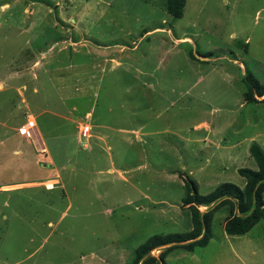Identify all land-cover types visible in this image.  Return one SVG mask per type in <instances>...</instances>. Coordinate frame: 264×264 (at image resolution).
I'll return each instance as SVG.
<instances>
[{
    "label": "rangeland",
    "instance_id": "374dc122",
    "mask_svg": "<svg viewBox=\"0 0 264 264\" xmlns=\"http://www.w3.org/2000/svg\"><path fill=\"white\" fill-rule=\"evenodd\" d=\"M247 71L264 83V0H185L180 18L163 0H0V186L58 180L0 189V264H128L150 236L189 231L188 178L243 187L250 144L264 151ZM229 215L166 264H264V220L228 235Z\"/></svg>",
    "mask_w": 264,
    "mask_h": 264
},
{
    "label": "trees",
    "instance_id": "16d2710c",
    "mask_svg": "<svg viewBox=\"0 0 264 264\" xmlns=\"http://www.w3.org/2000/svg\"><path fill=\"white\" fill-rule=\"evenodd\" d=\"M185 0H163V7L173 18L182 16ZM205 56V55H204ZM191 57H196L191 53ZM246 91L243 94L246 103L264 102V83L246 72L244 79ZM260 97L261 99H258ZM250 155L254 158L257 169L240 167L237 172L245 178L243 187L230 182L218 184L206 194H200L193 179L185 182V195L182 205L189 210L191 228L182 233L154 234L141 243L134 251L128 264H165V258L170 251L181 248L192 252L197 247H204L209 242L211 224L214 214L223 207L230 211L224 221V231L228 235H243L258 221L264 220V151L253 142L249 147ZM200 206L206 207L200 211ZM165 246L158 256L151 252Z\"/></svg>",
    "mask_w": 264,
    "mask_h": 264
},
{
    "label": "crops",
    "instance_id": "0c3cea01",
    "mask_svg": "<svg viewBox=\"0 0 264 264\" xmlns=\"http://www.w3.org/2000/svg\"><path fill=\"white\" fill-rule=\"evenodd\" d=\"M180 40H183V39H180ZM36 62L34 63V66H36ZM16 75L18 76L19 73H16ZM11 75H7L6 78L2 79L1 81L5 84H7V82L9 81L10 78H12V76L10 77ZM15 75H13L14 77ZM33 78L35 79L36 77L33 75ZM78 82V79H75V89L77 90L78 87H77V83ZM1 83V82H0ZM25 82H22V84H24ZM64 84V83H63ZM69 84H64V85H61V86H64V88H67ZM6 87H9V86H6ZM25 88V85L22 87V90H24ZM17 89V88H16ZM35 90V89H34ZM19 93L21 94V91H19ZM21 100L24 101V97H21ZM260 103V102H259ZM52 114L54 115H60V114H57V113H53V111L51 112ZM68 115H70V113H67ZM72 115V114H71ZM81 115L84 116V118L86 119V122H88V120H90L91 118V112L89 110L85 111V113H77V117H82ZM27 117H33L35 119V117L33 115H28ZM60 118L64 119V120H67V121H72L73 123H76L77 119L74 117H68V116H62L60 115L59 116ZM27 119V118H26ZM36 121V120H35ZM90 124V123H89ZM91 128H92V125L90 124ZM76 127V126H75ZM34 131V130H33ZM89 138L87 139V142H88ZM39 147L41 150L44 151L45 155L43 154H40L42 155L43 157V160H45V163L48 164V163H54V161L52 160L51 156L47 155L48 154V150L47 148L44 146V144L39 140ZM47 182H51V183H58V180L57 178H54V179H51V180H47V181H28V182H21V183H11V184H4L2 186H0V189H5L7 187H13V188H16V187H21V186H29V185H44L45 183ZM45 187V186H44ZM49 190V189H47ZM167 257V256H166ZM165 264H166V258H165Z\"/></svg>",
    "mask_w": 264,
    "mask_h": 264
},
{
    "label": "built area",
    "instance_id": "2783aa9c",
    "mask_svg": "<svg viewBox=\"0 0 264 264\" xmlns=\"http://www.w3.org/2000/svg\"><path fill=\"white\" fill-rule=\"evenodd\" d=\"M35 127H36L35 119L33 117H27L26 122L22 124L20 127V132L21 134L26 135L27 138H32L31 132L33 133ZM90 130H91V126L88 122L80 125L79 138L87 141V139L90 137ZM54 185L55 183L51 184L50 186H48L46 183L44 184L46 189H52Z\"/></svg>",
    "mask_w": 264,
    "mask_h": 264
},
{
    "label": "water",
    "instance_id": "95a60500",
    "mask_svg": "<svg viewBox=\"0 0 264 264\" xmlns=\"http://www.w3.org/2000/svg\"><path fill=\"white\" fill-rule=\"evenodd\" d=\"M196 55L198 56V57H201V56H199L197 53H196ZM205 58V57H204ZM165 247V246H164Z\"/></svg>",
    "mask_w": 264,
    "mask_h": 264
}]
</instances>
